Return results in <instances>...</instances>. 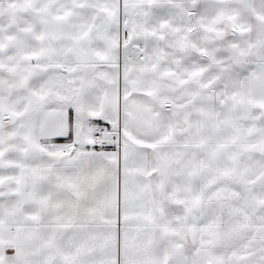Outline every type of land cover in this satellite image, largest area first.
Returning <instances> with one entry per match:
<instances>
[{
    "label": "snow or ice",
    "instance_id": "1",
    "mask_svg": "<svg viewBox=\"0 0 264 264\" xmlns=\"http://www.w3.org/2000/svg\"><path fill=\"white\" fill-rule=\"evenodd\" d=\"M0 264H264V0H0Z\"/></svg>",
    "mask_w": 264,
    "mask_h": 264
}]
</instances>
